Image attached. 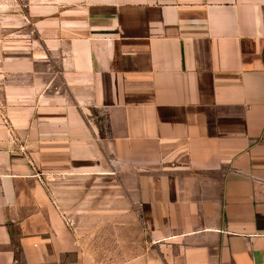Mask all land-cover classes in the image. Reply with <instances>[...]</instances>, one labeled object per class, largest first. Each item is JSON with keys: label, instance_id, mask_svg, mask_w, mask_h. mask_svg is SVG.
Masks as SVG:
<instances>
[{"label": "crops", "instance_id": "crops-1", "mask_svg": "<svg viewBox=\"0 0 264 264\" xmlns=\"http://www.w3.org/2000/svg\"><path fill=\"white\" fill-rule=\"evenodd\" d=\"M45 1L1 27L0 264H264V0Z\"/></svg>", "mask_w": 264, "mask_h": 264}, {"label": "rangeland", "instance_id": "rangeland-1", "mask_svg": "<svg viewBox=\"0 0 264 264\" xmlns=\"http://www.w3.org/2000/svg\"><path fill=\"white\" fill-rule=\"evenodd\" d=\"M48 1V0H47ZM55 2V6L57 9L54 15H58V9H63L66 4H59L58 0H52ZM45 0H0V42L3 41H11L12 35H7L10 32V29L4 30L1 33V27H24V32L20 35H14L17 41L30 42L33 39V36L29 34L28 26V18L26 15L33 16L35 14V18L31 17L30 22L33 20L37 21L42 19L44 14H50V11H45L44 7L48 6ZM4 34V35H3ZM4 37V38H3Z\"/></svg>", "mask_w": 264, "mask_h": 264}]
</instances>
